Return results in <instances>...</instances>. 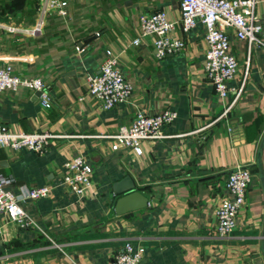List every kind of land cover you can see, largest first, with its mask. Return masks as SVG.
I'll return each mask as SVG.
<instances>
[{"label":"crops","instance_id":"0c3cea01","mask_svg":"<svg viewBox=\"0 0 264 264\" xmlns=\"http://www.w3.org/2000/svg\"><path fill=\"white\" fill-rule=\"evenodd\" d=\"M61 1L66 7L48 10L42 21L20 17L29 7L15 19L0 9V65L40 77L51 102L43 108L26 89L0 93V122L14 134L55 136L41 154L0 148V174L13 180V193L52 188L46 198L22 203L38 229L0 215V264H109L126 243L145 248L140 264H264V190L256 164L264 136V47L227 31L238 62L231 86H244L231 104L205 79L200 22L188 33L179 25L172 31L184 42L174 56L157 59L151 38L133 44L139 16L164 11L178 22L179 0ZM256 11L264 42V0ZM108 58L134 88L128 102L105 111L89 96L86 77ZM165 111L177 114L165 138L143 140L141 155L112 150L110 136L136 113ZM76 155L93 167L92 189L80 199L60 184L63 164ZM237 168L255 179L235 230L219 237L215 211ZM125 177L148 206L117 216L112 186Z\"/></svg>","mask_w":264,"mask_h":264},{"label":"built area","instance_id":"2783aa9c","mask_svg":"<svg viewBox=\"0 0 264 264\" xmlns=\"http://www.w3.org/2000/svg\"><path fill=\"white\" fill-rule=\"evenodd\" d=\"M40 21L50 9L66 7L61 0H38ZM258 0H179L180 20L169 22L164 11H157L138 18L139 37L133 41L139 44L142 39L151 38L154 55L157 59L174 56L184 48L182 39L171 35L177 25L183 33H188L200 22L204 28L206 43L204 76L212 85L219 100L230 97L231 104L243 94L244 86H231L238 71L236 57L230 52L228 30L233 31L240 41L264 47L260 38L263 27L257 14ZM9 32L15 31L8 28ZM36 30L27 32L35 35ZM88 94L105 111H110L119 104L129 101L133 93V84L122 74L115 58L106 59L97 75L86 77ZM26 89L39 92V103L43 108H50L51 102L44 81L40 77L19 75L10 65H0V93L17 92ZM177 119L174 111H165L153 116L138 112L131 122L118 127L113 140L112 150L121 149L142 154L143 140H161L166 136L163 129ZM55 136L48 133L14 134L8 132L0 122V148L14 151L28 150L36 154L45 151L48 141ZM93 167L81 155H76L63 164L61 186L76 198H82L93 186ZM255 175L248 169L237 168L229 173L226 180L228 198L221 201L215 211V231L219 237L229 236L236 228L238 214L246 204L248 190ZM13 180L0 174V215L22 228L38 229L37 223L22 208L27 200L46 198L51 186H40L21 191L18 194L10 190ZM145 248L126 243L115 254L109 264H140Z\"/></svg>","mask_w":264,"mask_h":264},{"label":"water","instance_id":"95a60500","mask_svg":"<svg viewBox=\"0 0 264 264\" xmlns=\"http://www.w3.org/2000/svg\"><path fill=\"white\" fill-rule=\"evenodd\" d=\"M39 92H35V97L38 98ZM263 153H264V136L260 142L258 154H257V167L259 170V178L264 190V167H263ZM4 165V162L0 161V167ZM112 193L117 196V200L114 205V213L117 216L125 215L129 212L138 211L148 206V199L141 193L134 190V185L130 182V179L125 177L121 182H117L112 186ZM264 238V231H263ZM263 255H264V239H263Z\"/></svg>","mask_w":264,"mask_h":264},{"label":"rangeland","instance_id":"374dc122","mask_svg":"<svg viewBox=\"0 0 264 264\" xmlns=\"http://www.w3.org/2000/svg\"><path fill=\"white\" fill-rule=\"evenodd\" d=\"M30 9H27V8ZM3 8H9L10 13L13 16V19L20 18L23 16L24 19L32 17L33 14L36 15V17L40 20V14H39V2L38 0H0V9ZM27 9L29 11L24 12V14H21L20 17H15L17 13H20V10ZM19 15V14H18Z\"/></svg>","mask_w":264,"mask_h":264},{"label":"trees","instance_id":"16d2710c","mask_svg":"<svg viewBox=\"0 0 264 264\" xmlns=\"http://www.w3.org/2000/svg\"><path fill=\"white\" fill-rule=\"evenodd\" d=\"M257 171V170H256Z\"/></svg>","mask_w":264,"mask_h":264}]
</instances>
